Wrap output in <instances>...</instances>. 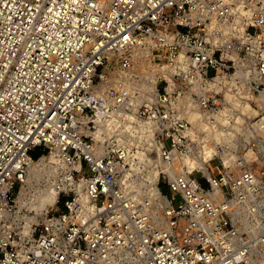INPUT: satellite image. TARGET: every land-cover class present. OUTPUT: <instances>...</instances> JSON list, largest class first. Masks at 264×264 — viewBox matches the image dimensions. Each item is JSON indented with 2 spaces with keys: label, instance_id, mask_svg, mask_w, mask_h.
<instances>
[{
  "label": "built area",
  "instance_id": "1",
  "mask_svg": "<svg viewBox=\"0 0 264 264\" xmlns=\"http://www.w3.org/2000/svg\"><path fill=\"white\" fill-rule=\"evenodd\" d=\"M263 117L264 0H0V264H264Z\"/></svg>",
  "mask_w": 264,
  "mask_h": 264
},
{
  "label": "rangeland",
  "instance_id": "2",
  "mask_svg": "<svg viewBox=\"0 0 264 264\" xmlns=\"http://www.w3.org/2000/svg\"><path fill=\"white\" fill-rule=\"evenodd\" d=\"M185 70H187V67L183 63H181V64H178L177 67L172 70V73L174 72L175 77L182 78L184 76L183 73ZM192 71L200 73L199 68L193 67ZM196 77H197V75H196ZM244 104H245V102L241 103V105H244ZM248 105H249V109H248L249 119L253 118L252 121L257 120L256 115H258V113H259V110H257V98H255L254 96H252V97L250 96V98H248ZM243 111H245V110H243ZM215 136H217V135H215ZM256 156H258L257 152H255V150L253 148L250 151H248V159L249 160L255 158ZM253 166L256 167V166H258V164L254 162Z\"/></svg>",
  "mask_w": 264,
  "mask_h": 264
},
{
  "label": "bare ground",
  "instance_id": "3",
  "mask_svg": "<svg viewBox=\"0 0 264 264\" xmlns=\"http://www.w3.org/2000/svg\"><path fill=\"white\" fill-rule=\"evenodd\" d=\"M251 99H252V98H251ZM259 104L262 105L261 102H260ZM244 109H249V105H245V106H244ZM263 120H264V117H263ZM263 123H264V122H263ZM263 127H264V124H263Z\"/></svg>",
  "mask_w": 264,
  "mask_h": 264
},
{
  "label": "trees",
  "instance_id": "4",
  "mask_svg": "<svg viewBox=\"0 0 264 264\" xmlns=\"http://www.w3.org/2000/svg\"><path fill=\"white\" fill-rule=\"evenodd\" d=\"M38 155V153L36 152V151H34L33 153H32V156L33 157H36Z\"/></svg>",
  "mask_w": 264,
  "mask_h": 264
}]
</instances>
